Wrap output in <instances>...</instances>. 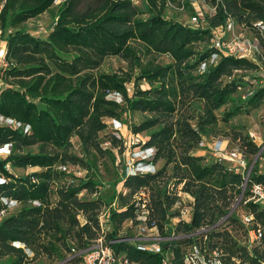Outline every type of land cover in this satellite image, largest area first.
<instances>
[{
  "label": "trees",
  "instance_id": "trees-1",
  "mask_svg": "<svg viewBox=\"0 0 264 264\" xmlns=\"http://www.w3.org/2000/svg\"><path fill=\"white\" fill-rule=\"evenodd\" d=\"M138 1L62 0L43 38L25 25L48 13L55 0H0V40L5 43L0 149L11 146L0 157V211L8 210L3 200L17 203L0 220V264H25L26 250L64 260L101 236L116 255L137 264H184L194 240L179 235L204 226L214 227L207 234L209 248L222 251L228 262L264 260V251H248L238 237L243 227L237 216L228 218L232 232L225 224L216 226L241 193L242 169L195 154L205 149L203 140L217 124V111L230 105L222 113L226 123L264 100V86L251 81L257 65L212 46L213 31L228 16L246 26L264 20V0H205L215 13H204L197 28L168 19L169 1L177 5L179 0ZM184 8L190 18L195 16L188 2ZM200 45L205 47L198 49ZM154 55L170 62L162 64ZM213 55L217 59L210 62ZM109 57L120 58L126 69L97 73ZM143 82L147 89L141 88ZM247 90L252 94L243 99ZM136 114L140 121H134ZM106 119L126 126L132 135L145 136L140 151L152 155L138 164L154 167L153 173L129 172L121 136L111 133L106 139L110 147L101 146L98 138L108 128ZM73 137L82 157L72 153ZM231 140L247 164L260 154L248 133L234 131ZM113 150L121 158V170L103 182L97 159L115 162ZM250 167L248 186L264 185V171ZM29 169L37 171L26 173ZM73 169L85 175L79 177ZM184 195L192 200L183 204ZM177 204L191 208L188 222H173L180 218ZM242 206L264 229V209L251 202ZM142 214L146 229L165 239L160 253L128 240L109 243L131 238L121 237L122 226L130 222L137 228Z\"/></svg>",
  "mask_w": 264,
  "mask_h": 264
},
{
  "label": "built area",
  "instance_id": "built-area-1",
  "mask_svg": "<svg viewBox=\"0 0 264 264\" xmlns=\"http://www.w3.org/2000/svg\"><path fill=\"white\" fill-rule=\"evenodd\" d=\"M188 2L195 12V16L191 17L188 23L193 27L200 26V20L203 18V11H201L196 5H201L206 2L205 0H179L177 5H171L174 10L179 11L185 9V4ZM215 13V8L210 7L209 15H213ZM212 46L219 52L225 55L233 56L236 58H243L255 63L258 67V72L254 74L255 78H252L251 81L255 85H259L261 87L264 86V20H256L251 23V26H246L245 24H238L235 22L234 18L231 16L227 17L226 23L224 26L216 28L213 31V40ZM217 56L213 55L210 62L216 61ZM205 68V64L201 66L203 70ZM246 79H249L248 77ZM252 94L251 90H247L244 92L242 96L243 99L247 98ZM138 141V140H137ZM125 144V143H124ZM11 150L10 145H6L0 149V157L6 156L9 154ZM221 151L220 146L215 145L213 148V155L216 159L222 160L220 157H216L217 154ZM149 154L148 158L152 155L151 151H147ZM231 163L230 167H239L243 171V182L241 184V193L234 200L229 213L223 217L217 224H226L228 225V218L232 215L237 216L239 218V222L243 227V231L245 234H242L243 244L246 246L248 251L259 250L264 251V229L257 223L253 217V215L243 213L238 216L237 210L240 205H245L249 202L253 204H257L264 209V185L261 183H256L251 186H248L249 178H250V170L251 167L247 169V163L242 158L240 152L235 150L231 154L230 158ZM65 171V168H61ZM154 167L150 165L136 164L129 169L130 173H153ZM0 183H3L0 180ZM246 193H248L246 195ZM187 200H192L189 196L184 195ZM3 203L8 206L7 211H0V220L7 215L8 211H12L17 203L13 201L3 200ZM176 207L180 210V218L174 219L173 222L177 223L180 220L188 222L190 220V211L191 208L185 205L177 204ZM184 216H187L188 219H184ZM138 220L141 222L139 224L138 229L144 233L153 231L156 233L155 237L151 240L152 242L145 246H137L142 250H149L153 253H160L159 244L163 242L165 239L159 237L155 229H146L145 221L146 217L144 214L138 217ZM214 227L204 226L190 235H179L181 238L190 237L192 238L193 244L187 248L186 253L184 255L183 262L184 264H239L238 260L235 258L231 259V262H228L225 257L226 254H223L222 251H219L217 248L210 249L208 245V237L207 234ZM128 240L132 242V239L119 238L115 240H111L109 243L114 244L119 241ZM134 241L137 239H133ZM142 242L143 240H147L145 237H141L139 239ZM75 257H79L81 259L82 264H137L126 258L124 255H116L110 247L106 245V241L101 236L96 239L93 244L79 252L72 251V254L69 255L68 260H71ZM260 264H264V260L259 261ZM163 264H166V260L163 261Z\"/></svg>",
  "mask_w": 264,
  "mask_h": 264
},
{
  "label": "rangeland",
  "instance_id": "rangeland-1",
  "mask_svg": "<svg viewBox=\"0 0 264 264\" xmlns=\"http://www.w3.org/2000/svg\"><path fill=\"white\" fill-rule=\"evenodd\" d=\"M62 0H55L54 6L52 9L40 17L30 20L26 25V29H28L32 34L40 37H46L48 31L50 30L51 24L53 23V15L56 11L57 6ZM239 1V0H238ZM241 1V0H240ZM138 0H134L135 4H138ZM172 5L173 2L169 1ZM203 13H209L210 10V5L208 2L202 3L200 6L196 5ZM166 15H168V19L175 20V21H180L182 23H187L190 18V14L187 10H179L176 11L171 7V5H167V10H166ZM133 46L136 48L143 50V47L137 43H133ZM4 46V41L0 40V68L3 66L2 64V57H3V47ZM205 45H200L198 46V49H203ZM149 57H153V55H150ZM154 58L162 63V64H167L170 62V60L166 56H155ZM127 64L122 61L120 58L116 57H109L105 59L104 63L102 66L97 70V73H112L114 71H117L119 69H126ZM4 88V84L1 81L0 78V90ZM142 89H147L148 85L146 83L141 84ZM115 97V96H114ZM118 101H120L117 98ZM230 105L221 108L219 111L216 112V117H217V124L213 129V132L209 134L208 137H205L203 140L204 147L205 149L201 151H196V155H207L214 157L213 155V148L215 147L216 143L218 146H220L221 151L217 154L216 157H220L222 160L226 161L227 163H231L230 158L231 154L237 149V144L234 143L231 140V137L233 135L234 131H241L242 133H248V135L253 139V141L259 146L260 148V154L255 158H250V164H247V167L250 165L253 167L256 165L258 171L263 172L264 171V100L259 103V106L256 108L250 109L249 111H244L243 113L237 115L233 119H231L228 122H223L222 121V113L223 111H226L227 108H229ZM134 121H140L141 117L136 114L133 117ZM108 128L107 130L101 132L99 134V141L101 142V146L105 148H109L110 145L107 142V137L109 134H113L118 137H122L125 141L126 145V151L123 155L124 158V163L127 166L128 169H130L132 166H135L138 164V161H141L145 157H147L149 154H147V151H140V146L142 143L145 142V136L144 135H132L129 133L128 129L126 126L121 125L115 120L112 119H106L105 120ZM138 140V141H137ZM137 143H141L138 146H134ZM71 144H72V153L75 155L82 157V151L81 147L79 145V141L76 137H73L71 139ZM113 153L115 154V162H112L110 159L107 157L103 158H98L97 159V166L99 168V176L100 179L103 182H107L112 178L115 171L120 173L121 170V158L117 154V150H113ZM215 158V157H214ZM246 162V161H245ZM247 163V162H246ZM162 162H159L158 165L160 166ZM37 171V169H29L26 173H31ZM75 172V175L82 177L85 175L84 171H81L80 169H73ZM15 173H18L17 171H14ZM106 187L105 189H107ZM86 194L80 195V197H86ZM187 198L185 196H182V203L185 204L187 203ZM238 216L242 215L245 213L244 206L240 205L238 210H237ZM184 219H188L187 216H184ZM80 222L83 223L84 220L82 218H79ZM104 214L101 215L100 217V222H102L103 230L106 232L109 231V228H106L104 226ZM225 229L229 230L232 232V226L231 225H226L223 226ZM125 234H131L132 237L129 239H132V243L136 246H141L145 247L149 245L152 241V239L155 237L156 233L153 231L149 232H142L137 228L133 229V226L130 222H126L123 224L122 229H121V237L124 236ZM243 229H239L237 231L238 237H243ZM145 237L147 240H143L145 242L140 241L141 237ZM137 239V240H133ZM15 247H19V244H14ZM27 255H28V261L25 264H82L79 259H71L68 260L69 255L65 257L64 260H59L56 257L49 258L46 255L42 253H32L28 250H26Z\"/></svg>",
  "mask_w": 264,
  "mask_h": 264
},
{
  "label": "crops",
  "instance_id": "crops-1",
  "mask_svg": "<svg viewBox=\"0 0 264 264\" xmlns=\"http://www.w3.org/2000/svg\"><path fill=\"white\" fill-rule=\"evenodd\" d=\"M3 47H4V48H3V49H4L3 52H4V51H5V43H4V46H3Z\"/></svg>",
  "mask_w": 264,
  "mask_h": 264
}]
</instances>
